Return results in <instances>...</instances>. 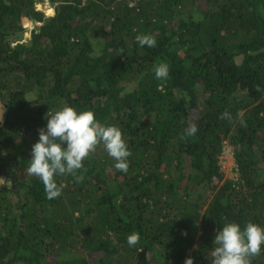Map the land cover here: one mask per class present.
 Instances as JSON below:
<instances>
[{
  "label": "trees",
  "instance_id": "16d2710c",
  "mask_svg": "<svg viewBox=\"0 0 264 264\" xmlns=\"http://www.w3.org/2000/svg\"><path fill=\"white\" fill-rule=\"evenodd\" d=\"M36 1L0 0V264H211L223 222L264 225V0ZM64 105L118 126L131 155L121 171L98 143L49 199L28 161Z\"/></svg>",
  "mask_w": 264,
  "mask_h": 264
},
{
  "label": "clouds",
  "instance_id": "9594fccd",
  "mask_svg": "<svg viewBox=\"0 0 264 264\" xmlns=\"http://www.w3.org/2000/svg\"><path fill=\"white\" fill-rule=\"evenodd\" d=\"M136 40L140 47H155L157 43L156 37L147 33L138 34ZM154 71L158 79L166 78L169 66L161 62L155 65ZM45 120L46 125L39 129V138L32 145L27 171L43 181L49 199L61 193L55 177L81 169L84 158L100 142H103L108 155L114 159V166L121 171L128 170L127 158L131 151L122 130L116 125L102 123L93 110L64 105L56 111L49 110ZM195 131L193 126L190 134ZM222 146L221 155L224 141ZM138 240L139 233L136 232L127 237L130 246H134ZM213 244L211 264H251V258L258 255L264 246V225L249 220L241 226L238 222L226 220L216 232ZM184 264H195L194 257L187 256Z\"/></svg>",
  "mask_w": 264,
  "mask_h": 264
},
{
  "label": "rangeland",
  "instance_id": "374dc122",
  "mask_svg": "<svg viewBox=\"0 0 264 264\" xmlns=\"http://www.w3.org/2000/svg\"><path fill=\"white\" fill-rule=\"evenodd\" d=\"M38 3H41L43 5V8L40 9V11L44 12L47 16L50 15L48 13V9L46 8H49V7H52V3L50 6H47L48 5V1L46 0H37L35 2V4H38ZM55 6V5H54ZM30 25H24L25 26V30H28V28H30L32 25H33V20H30ZM36 24V23H35ZM25 37L23 35V37L21 36H17V35H13L10 37V40H13L14 38H19V39H23L26 40L27 39V33L25 32ZM15 43V42H14ZM34 95V94H33ZM225 142V147H224V151H223V154L221 155V158H220V165H221V171L224 172V176H223V181H225L226 179H229V180H232V181H236L237 180V177H238V171H237V167H236V162H235V158L233 156V145L231 143H229L228 139L226 138V140H224ZM5 177V176H4ZM9 180V179H7ZM0 185H5V183H0ZM8 186V185H7ZM12 185L8 186V187H11ZM17 200V198H16Z\"/></svg>",
  "mask_w": 264,
  "mask_h": 264
},
{
  "label": "water",
  "instance_id": "95a60500",
  "mask_svg": "<svg viewBox=\"0 0 264 264\" xmlns=\"http://www.w3.org/2000/svg\"><path fill=\"white\" fill-rule=\"evenodd\" d=\"M42 5L41 3L36 4V6H40ZM54 14V12H53ZM5 113H6V106L4 105V103L2 102V100L0 99V122H2L5 118ZM0 181H2L3 183H6L7 185H12L11 180H7L6 177L2 176L0 177Z\"/></svg>",
  "mask_w": 264,
  "mask_h": 264
},
{
  "label": "flooded vegetation",
  "instance_id": "af4514ba",
  "mask_svg": "<svg viewBox=\"0 0 264 264\" xmlns=\"http://www.w3.org/2000/svg\"><path fill=\"white\" fill-rule=\"evenodd\" d=\"M46 1H48L49 3H48V6H50L51 5V2L49 1V0H46ZM52 8L54 9V14H55V7H54V4H52ZM49 16V15H48ZM41 24L43 23L42 21L40 22ZM33 24H34V27H35V22H33ZM33 27V25L30 27V28H28V29H31V28H34ZM27 33H28V31L27 30H25Z\"/></svg>",
  "mask_w": 264,
  "mask_h": 264
},
{
  "label": "bare ground",
  "instance_id": "6f19581e",
  "mask_svg": "<svg viewBox=\"0 0 264 264\" xmlns=\"http://www.w3.org/2000/svg\"><path fill=\"white\" fill-rule=\"evenodd\" d=\"M49 3V2H48ZM50 4V3H49ZM48 6V5H47ZM2 177V176H1ZM0 183L2 184L3 182L2 181H0ZM6 184V183H5ZM7 185V184H6ZM8 186H10V185H8Z\"/></svg>",
  "mask_w": 264,
  "mask_h": 264
}]
</instances>
